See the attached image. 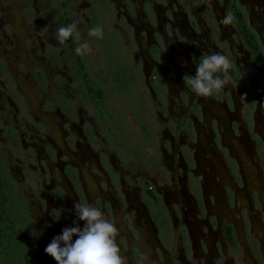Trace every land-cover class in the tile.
<instances>
[{"label": "flooded vegetation", "instance_id": "1", "mask_svg": "<svg viewBox=\"0 0 264 264\" xmlns=\"http://www.w3.org/2000/svg\"><path fill=\"white\" fill-rule=\"evenodd\" d=\"M15 1L22 16L28 17L34 6L37 7L36 14L41 23H44L49 15L54 33L59 27L74 23L72 16L79 9L84 11L81 16H83L88 29L97 25L102 26L103 36L96 41L102 51L107 82L118 95L120 94L124 98H133L136 94H139L141 98L151 96L155 101L156 114L158 118L159 116L161 118L162 134L167 138L163 141L155 140L154 129L150 127L149 123L141 121L139 124L136 123L141 133L140 138L137 139L141 142L138 141L139 144L135 145L137 142L133 141L134 134H131V129L124 126L122 122L120 123L122 118L110 106L108 84L93 77L84 55L76 54L75 49L79 44L75 34H73L74 44L70 38L63 45L50 43L46 39L42 43L38 42L37 47H33L31 44V48H28L29 59L27 55L24 56L20 52V47L14 50L3 48V43L6 46L10 44L2 43L0 40V77H3L7 83L11 82L12 79L7 71L9 67L20 66L25 71L30 66V71L27 70V72L33 88L42 98L40 104L47 113H52L53 119H57L64 134L66 153L60 154L51 141L46 142L40 138L36 142L32 140V143L26 148V155L20 157L31 158L35 153L37 156L43 154L44 158L46 156L47 158H56L55 165L58 176L64 177L70 184L76 202L85 199L80 182L81 168L86 166L91 169L89 162H94V158H96L95 167L98 168L104 187L108 191H114L115 188H121V192L122 190L128 191L130 200L136 203L134 209L132 208L134 204L128 207V210H136L135 219L140 221V229L137 231L140 248L133 245L131 250L134 264H142L140 249L142 248L146 253L147 248L152 246L154 241L158 243L157 246H161L162 249L175 256L176 251L173 243L177 237L184 253L186 255L191 253L189 244L191 230L195 229V232H198L202 226L208 228L205 218L199 220L195 217V213L200 216L204 215L203 217L206 218L209 216L202 198L201 185L195 179L198 166L197 153L192 150L197 137L198 123L202 121L201 103L199 100L193 103L191 113L182 120L174 122L168 118L171 114L174 116H178L179 113L180 116L186 114L191 98L189 96L194 95L186 87L183 80L184 75L195 76L196 64L201 62L202 56L222 52L231 60L232 68L228 72L229 84L222 91L214 92L212 96L208 97L218 103L217 109H220L216 111L218 114L211 125L212 138L214 143L220 144L221 130L217 118L220 119L221 109L230 112L236 108L240 110L237 112L240 114L246 134L254 135L251 139L252 144L264 163V138L255 132L256 125L252 113V108L255 106L252 101L253 85L264 94V78L256 65L253 54L240 37L235 24L223 26L219 22L228 12L235 9L242 15L247 27L257 38L264 57V0H40L42 4L39 2L38 5H35V0L31 3L29 0ZM8 12L10 13L9 7L8 9L2 8L0 20L6 17ZM41 23L39 21L35 23L34 31L38 30ZM123 42L126 43L129 50L132 49V45L134 46L133 52H131L132 58L125 56L123 51L127 48ZM233 45L243 55L239 60L231 59ZM79 56L83 59L90 77L107 92L109 110L106 108L107 112L104 115L91 102L85 91L87 76L82 75L78 69L77 57ZM245 64L249 69L245 68ZM221 74L223 75V73ZM27 76L22 75L23 78ZM138 82L147 84L148 91L136 92L135 87ZM9 98L10 100L6 101V106L11 108L13 105L15 107L16 118L12 112L10 113L11 121L1 123L0 137L4 141L5 148L16 151L23 146L24 134L26 139L30 140L32 136L29 131L34 125H29L22 119L24 102L21 100V93L14 90ZM197 98L201 99L199 96ZM133 104V110L136 111L135 102ZM89 110L92 112L93 118L83 115V113L87 114ZM234 115L235 112L231 117ZM223 122L225 123V120ZM230 126L234 133L231 140L238 144L235 146V151L245 152L247 143L238 138L240 129L238 124L231 123ZM96 127L99 133L95 132ZM98 139L103 144V148L101 146L100 150L99 143L101 141ZM176 139L178 142L175 145ZM142 142L156 147L158 156L157 152L151 156L148 155L141 145ZM224 148L221 150L222 158L236 164V161L232 160L233 157L227 146ZM175 151L176 155H174ZM2 158L0 156V161L4 166L6 160ZM71 158L76 159L75 163L71 161ZM155 158H178L181 161L182 178L191 195L192 209L186 205L184 207L187 212L183 207L182 210L174 207L172 211L174 214L188 213L191 218L187 221L184 214L182 222L176 228V233L171 228V221L164 208L161 195L148 180L137 176L139 172L148 170L149 166L154 168L155 165L157 170L166 174L165 179H169L168 170L163 168L159 164V160L157 162ZM235 167L237 168V164ZM7 178L12 183L15 194L20 200L17 207L22 213L26 204L16 187V181ZM121 179L125 180L127 186L131 185L134 191H130V188V190L123 189L125 184ZM250 187L251 182L245 186V189ZM45 190L47 191L46 193L44 191V195H47L40 196L42 199L37 200L40 201V204L36 205L38 219L45 223L43 224L45 228L48 225L53 228L65 225L69 227L67 222L70 217L62 216L61 213L58 216L59 205L65 198V190L54 184H49ZM100 204L102 207L103 203ZM80 222L82 230L85 222ZM211 225L218 229V232L220 230V239L226 248L235 247L232 228L227 222L219 223L213 217ZM125 226L130 227L128 222H125ZM27 227L30 242L27 245L29 261L26 264H57L45 252V248L54 236L45 232V228L38 235H33L32 232L35 231V228L30 220ZM35 227L38 229L37 226ZM259 227L263 229L264 236V223ZM59 234L61 235L62 232ZM132 234L135 232L132 231ZM72 239L75 242L77 238L73 236ZM218 240L217 237H214L212 245ZM259 254L261 255V253ZM262 259H260V264H264V259Z\"/></svg>", "mask_w": 264, "mask_h": 264}, {"label": "rangeland", "instance_id": "2", "mask_svg": "<svg viewBox=\"0 0 264 264\" xmlns=\"http://www.w3.org/2000/svg\"><path fill=\"white\" fill-rule=\"evenodd\" d=\"M32 1L33 0H29V3ZM39 2L40 0H35V5H38L37 3ZM16 3L15 0H0V10L4 7L6 9L9 7L10 9V13L8 12L9 14L0 20V40L2 43L5 42L10 44L6 46L3 43V48H9V50L12 48L14 50L20 47V52L24 56L27 55L29 59L30 55H28V48H31V44L33 47H37L39 45L38 42L42 43V41L46 39L50 43H56L57 45L58 42L55 39V33L52 29L49 15L47 19L44 20V23H41L40 18L36 14V6L33 7L29 16L26 17L19 13V8L16 6ZM39 4H42V2ZM80 10L81 9L75 11L72 16V21L77 23L78 30L82 37L76 40L79 44L83 42V39H89L92 52L84 55L89 66L88 68L93 77L108 84L110 106L113 111L122 118V121L119 120L120 123L122 122L124 126L126 125V127L131 129V134H134L133 141H135V143L137 142L135 144L136 146L141 142L137 139L141 136L140 128L137 125L141 121L149 123L150 127L154 129L155 140H166L167 138L162 134L163 128L161 126V118L160 116L158 118L156 114V108L154 107L155 101L151 96L146 98L144 96L141 98L139 94H136L133 98H124L120 94L118 95L110 83L107 82L105 77L106 73L103 68L101 48L96 38L87 37L88 28L85 25L83 16H81L84 11ZM38 21L41 24L38 30L36 29L34 31L35 23ZM123 43L127 48L123 51L125 56L132 58L131 52H133L134 46L132 45V49L129 50L126 43ZM242 56L240 50L233 45L231 59L239 60ZM245 68L249 69L247 64H245ZM27 70L30 71V66H28ZM27 70L24 71L20 66L9 67L7 71L12 81L8 83L3 77H0V125L1 123L10 122V113L14 112V115L16 113V109L13 105H11V108L6 106V101L10 100L9 97L14 90H18L21 93V100L24 102L22 107V119L29 125H34V127H31V131H29L31 134L30 136H32L30 140L26 139L24 134L23 148L16 149V151L5 148L4 141L0 137V156L3 157L2 159L6 160L4 174L6 177L16 181V187L24 203L27 205L24 206L21 214L22 222L24 225H29L30 220L37 235L45 228L43 226L45 223L37 217V206L40 204V201L37 200L47 195H44V191L46 193L47 190L45 189L49 184L59 185L65 190L64 201L62 200L59 205L60 213L62 216L70 217L69 222H67L69 227H75L77 225L80 227L81 222L78 220L74 208V205L78 203V201L76 202L75 196L69 186L70 184L64 177L60 178L58 176V170L55 165L56 158H47V156L44 158L43 154L37 156L35 153H33L35 158H21L22 155H26V148L32 143V140L36 142V140H40V138L46 140V142L51 141L60 154L66 153L62 128L58 125L57 119L52 118V113H47L45 109L42 108L40 104L42 98L33 88L34 86L29 78ZM22 75L28 76L23 78ZM218 75L222 76L221 73H218ZM135 90L139 93L142 91L146 92L148 91L147 84L138 82L136 83ZM189 97L191 98L187 106V113L183 114V116H180V113L178 116L171 114L168 119L170 121L174 120V122L184 119L187 114L191 113L190 110L193 103L198 100L200 101L202 107V121L198 123L199 125L196 130L197 137L193 143L192 150L197 153L196 159L198 166L196 167L197 173L195 179L196 182H199L201 185L203 193L202 198L205 201L209 216L206 218L203 217L204 215L200 216L195 213V217L199 220L205 218V224L208 228L202 226L198 232H195V229H190L189 244L191 245V253H188V255L184 253L176 237V241L173 243L176 251L175 256L165 249H162L161 246H157L158 243L154 241L155 243L153 242L152 246L150 245L149 248H147L146 253H144L142 248L140 249L139 253L142 257L141 262L142 264H173L176 262L178 264H260V259H264L263 229L259 227L264 223V163L262 157L259 156L260 154L258 155L256 148L252 144L251 139H253L254 135L249 136L246 134V129L242 125L243 122L240 118V114L237 112H240V110L234 108L231 110L232 112H226L224 109H221L222 111L219 115L220 119L217 118L221 130V134L219 135L220 144L217 145L212 138L211 125L216 119L215 116L218 114L216 111L220 110L217 109L218 103L208 97L204 98L199 96L201 99H198V96L195 94H191ZM252 101L255 104L252 108L256 125L254 129L256 133H259L264 138V94L254 85L252 88ZM133 102H135L137 107L136 111L133 110ZM214 103H216V105H214ZM234 112L235 115L231 117ZM91 114L92 112L90 110L87 114L83 113L85 117L93 118ZM14 118H16V115ZM116 120L118 121V119ZM224 120L225 123L223 122ZM231 123H237L240 128L238 138L246 141L247 145L245 146V152L239 153L235 151V146L238 144L231 140L234 134L230 128ZM95 129V132L99 133L97 127ZM23 133L25 132L23 131ZM98 137L100 138L101 136L98 135ZM100 139L98 140L101 141ZM177 142L178 139H176L175 145ZM99 144L100 150L103 148L102 141ZM141 145H143L142 147L145 148L144 150L150 156L157 152L156 147L154 148L152 144L150 146L142 142ZM224 146H227L229 149L230 155L233 157L232 160L236 161L237 168L235 167L236 164H233L231 160L228 162L226 158H222L221 150ZM50 154L53 155V153ZM174 155H176V151ZM58 159L60 160L62 158ZM74 159L71 158L73 163L76 161V159ZM95 160L96 158H94V162H89L91 169L86 166H82L81 168L80 182L85 193V199L83 201L80 200V202L85 204L90 203L93 206L99 207L104 212L105 217L114 222L118 230L116 242L121 249V255L126 258V264H134L131 250L133 245L136 247L140 246V238L137 234V231L140 229V221L135 219L136 210H128V207L134 204L132 207L134 209L136 203L130 200L128 191L122 190L121 192V188L108 191L104 187V183L100 178L101 175L97 170L98 168L95 167ZM114 160L116 159L114 158ZM155 160L157 162L159 160V164L168 170L167 174H169V179H165L166 174L160 172L161 170H157L155 165L154 168L149 166L148 170L139 172L137 176H142L148 180L151 186L161 195L164 208L171 221V228L176 233L177 226L182 222V216L185 214L187 221L191 218L188 213L180 212L179 214H174L172 211L174 207H178L182 210V207L184 209L186 205L192 209L191 195L188 193L185 181L182 178L183 175L180 171L181 161L178 160V158H155ZM121 180L125 184V186L122 187L123 189H131L130 191H134L131 185L127 186L124 179ZM250 182L251 187L245 189V186ZM100 203H103L102 207ZM41 209L43 210L42 206ZM185 212H187L186 208ZM213 217H215L219 223L227 222L231 226L235 245L234 248H226L222 239H220V230L218 232V229L211 225ZM74 221L76 223H74ZM125 222H128L130 227H126ZM34 225L37 226L38 229H36ZM62 228L68 227L65 225L64 227L59 226L57 228L54 226L53 228L48 225L47 228H45V232L51 233L56 237L59 232H62ZM132 231H134L135 234H132ZM214 237H217L219 240L215 241L216 243L212 245V239H214ZM259 253H261L262 256Z\"/></svg>", "mask_w": 264, "mask_h": 264}, {"label": "clouds", "instance_id": "3", "mask_svg": "<svg viewBox=\"0 0 264 264\" xmlns=\"http://www.w3.org/2000/svg\"><path fill=\"white\" fill-rule=\"evenodd\" d=\"M219 22L223 26L234 25L236 17L232 12H228ZM73 34L77 39L82 38L75 22L59 27L54 35L57 42L63 45ZM102 36V26H93L87 30L89 38L99 39ZM75 52L81 56L90 54L92 48L89 39H83ZM196 65L195 76L185 74L183 77L186 87L195 95L207 98L214 92L222 91L229 84L228 72L232 68V62L226 54L216 52L212 55H204L201 57V62ZM74 208L78 220L84 221L85 226L82 230L78 225L64 228L62 234L54 237L45 248L46 254L57 264H126V258L121 255V249L116 242L118 230L114 222L106 218L99 207L90 203L79 201ZM58 216H60L59 210ZM33 235L37 233L34 231ZM73 236L78 237L75 242Z\"/></svg>", "mask_w": 264, "mask_h": 264}, {"label": "trees", "instance_id": "4", "mask_svg": "<svg viewBox=\"0 0 264 264\" xmlns=\"http://www.w3.org/2000/svg\"><path fill=\"white\" fill-rule=\"evenodd\" d=\"M232 13L236 17L235 27L244 44L253 54L256 65L264 78V57L258 40L247 27L242 15L235 9L232 10ZM70 40L74 44V36L70 37ZM77 60L80 73L85 77L87 76V79L85 78L87 81L85 91L88 93L91 102L104 115L108 109L107 92L90 77L83 59L79 56ZM19 202L12 183L4 174L3 163L0 161V264H26L29 261V252L27 251V245L30 242L28 227L21 220L22 213L17 207Z\"/></svg>", "mask_w": 264, "mask_h": 264}]
</instances>
